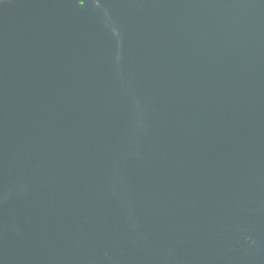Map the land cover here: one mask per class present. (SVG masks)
<instances>
[{
	"label": "water",
	"instance_id": "95a60500",
	"mask_svg": "<svg viewBox=\"0 0 264 264\" xmlns=\"http://www.w3.org/2000/svg\"><path fill=\"white\" fill-rule=\"evenodd\" d=\"M0 264H264V0H0Z\"/></svg>",
	"mask_w": 264,
	"mask_h": 264
}]
</instances>
